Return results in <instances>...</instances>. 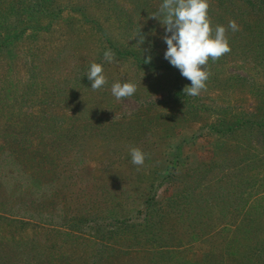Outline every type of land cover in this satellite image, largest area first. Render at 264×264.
I'll return each mask as SVG.
<instances>
[{"label":"rangeland","instance_id":"rangeland-1","mask_svg":"<svg viewBox=\"0 0 264 264\" xmlns=\"http://www.w3.org/2000/svg\"><path fill=\"white\" fill-rule=\"evenodd\" d=\"M49 1L51 12L27 0H0L1 19L9 21L0 39H13L0 50V264H250L262 255L255 243L264 241V222L253 201L256 215L245 218L256 225L206 233L218 221L219 197L252 192V184L241 185L242 171L254 174L251 169L264 161V133L245 125L220 143L210 133L220 120L226 126L263 124L257 100L264 94V8L252 0H208L213 35L224 26L230 51L209 58L204 89L197 96L179 94L192 103L175 106L179 117L192 105L210 108L211 115L128 140L140 128L129 124L140 111L157 124L165 123L160 115H172L160 103L177 82L170 75L147 76L136 60L113 55L105 61L98 27L110 39L107 46L122 51H136L141 33L152 63L169 64L161 58L164 27L151 15L161 1L151 0L149 12L127 29L117 23L123 17L105 9L110 0ZM115 1L120 17L132 16L130 1ZM29 10L37 24L27 21ZM230 21L237 31L228 28ZM35 26L48 30L18 35ZM92 63L103 65L107 80L95 91L87 79ZM116 82L133 83L136 92L117 100L111 93ZM134 147L145 154L142 166L131 162ZM225 150H237L228 153L230 163ZM234 162L248 168L239 171ZM189 185L200 197L185 199Z\"/></svg>","mask_w":264,"mask_h":264},{"label":"trees","instance_id":"trees-1","mask_svg":"<svg viewBox=\"0 0 264 264\" xmlns=\"http://www.w3.org/2000/svg\"><path fill=\"white\" fill-rule=\"evenodd\" d=\"M27 1H31V3H34V5L36 7H42V10H43L44 5H46L47 8L49 9V12H51V9H50L51 5H50V1L48 3V0H27ZM37 1L38 2L41 1L42 3L39 4ZM99 1H101V0H99ZM124 1H127V0H124ZM128 1H130L132 6L134 7V10H133L134 12H132V16L130 15L131 17L129 15H126V13H124V15L120 17V14L118 11L122 9L121 4L117 3V1H115V0H110V7H105V9L111 11V13H115L117 18L123 17V19H120L117 23L123 21V23H124L123 26H125V29H127L130 25H132V26L138 25L139 23L137 22V19H142L143 13L149 12V9H151L150 8L151 7V5H150L151 0H128ZM160 1L162 4L163 0H160ZM252 1H254V7L255 8H257V7L259 9L264 8V0H252ZM104 2H107V1H104ZM111 3L113 4L112 7H111ZM159 8L160 7H156L155 9H153L151 15L158 12ZM33 12H34V10L27 11L26 15L28 17H26V18H27V21L29 23L36 21V24H37L39 17H36L34 19H30V16L33 14ZM39 12H41V10L37 11V13H39ZM121 12H123V11H121ZM62 13L63 12H61V13L58 12L57 14H58V16H60V14H62ZM136 14L139 15V16H137V18H135ZM17 18L18 17H16V19ZM53 18L54 19H52V20H55L56 16H53ZM133 20H135V21H133ZM8 22L9 21L1 19V14H0V30L4 29L5 25ZM86 23L93 24V21L87 20ZM13 24H16L17 26H18V24L21 25V23H13ZM50 26L52 27L51 23H49V27ZM101 27H98V30L101 34L100 41H102V42L104 41L106 44V46L104 45L102 47V49L104 51L109 49V50H112V53L118 58H121V59L123 58L124 60H130V59L136 60L140 67L142 65L144 70L148 71L147 73H145V74H147V76H149L148 74H152L155 72L158 74V76H164V75L173 76V78H175V81L177 82V85L175 86V88L173 90H171V91L166 90L170 94V96L167 98L166 102L160 103V106L162 107V109L167 110L168 112L170 111V113L172 112V115H163V114L160 115L159 117H157V119L158 120H165V123L157 124L156 117H153L152 115H150L146 110L140 111L137 115H133V117L136 119L135 122H134L133 118H131V120L129 121V124H131V125H135V124L140 123V128H139V130L137 129L134 132V134H136V136L131 137L132 139L127 138L128 140H134L137 136L147 137L149 134L152 133L153 130H155V129L158 130V128L160 126H162L164 124H170L169 128L168 127L167 128H161L165 133H167L168 129L175 128L176 126H179V120L180 119H185V120L193 119L196 121H200V120H202V118L204 116H207L209 114L211 115V111H210L211 109L210 108L206 109V107H203L200 110L199 108L192 105V106H187L186 110L182 109V111H181L182 117H179L180 116L179 111H177V109H176L177 106H175V105H187L188 103H192L190 100H188V98L179 96V94L182 93V95L184 94L185 96L188 97V95H186L184 93V88L186 86L190 85V81L187 80L186 78H184L180 74V71L177 68L171 66L170 64L161 65L160 63H156V65H154V63H152V61L150 63H146L145 60L147 59V57H145V56H150V54H148V51L145 54H144V51H142L143 48L146 49V47H147L146 43H144L141 46L139 44V46L136 47V49H135L136 51L117 50L112 44L107 46V44L110 43V39L105 35L104 27L103 28H101ZM29 30H31V34H34V33L36 34V33L40 32L39 30H43L42 32H45L48 29L46 30V27H42V26H35V27H28V28L26 27V28H22L18 35H21V33L25 35L26 33H28ZM103 35L106 36L105 40H104ZM16 37H17V35H16ZM12 40H13L12 37H9V36H7L3 39H0V50L4 49L8 45H10V43H11L10 41H12ZM161 58H164V55H161ZM152 59H154V58H152ZM211 66L212 65H208V68L210 69ZM147 79H148V77H147ZM211 81L213 82L212 78H211ZM209 83H211V82H209ZM221 84L224 88H227L229 86V80L228 79L224 80V81H222ZM176 88L178 89V93H177ZM258 96H259L260 100L258 99L257 102L259 104H263V106H264V94L261 93V94H258ZM263 115H264V110H263ZM263 115H262V117H264ZM183 116H186V117H183ZM199 116H202V117L199 119ZM262 122H263V124L256 123L255 121H251L250 123L244 122V123H236L233 125L226 126L223 123V121L221 122V120H220L219 122H215L210 126V133L213 135V140H215L217 143H220V142L224 141L225 139H227L228 137H230V135H234L235 133H237L240 129L241 130L244 129L245 125H246L245 128H249L252 131H256L257 133L262 134V133H264V119L262 120ZM224 126H226V128H224ZM142 139L143 138H141V141H142ZM220 146H225V145L222 143V144H220ZM215 151H216V147H215ZM225 151H226L225 152V158L227 157V159H229L231 156H233V155H228V153L237 152V150H235V152H231L228 150H225ZM165 160H168V159L165 158ZM233 160H235V159H233ZM229 163H230V159H229ZM246 164H247V162H243V163L234 162L233 165L235 166L234 168H237L238 170L240 169L239 171H242V170L248 168L247 167L248 165L246 166ZM255 165L256 166L253 167L254 169H251V171H253L254 174H251L249 169H246V171H242V178H243L242 182H244V183L241 185L243 186V185H246L247 183L249 185L252 184L251 186L253 188V191L252 192L249 191V193H248L246 191V188H245V190H244L245 194H243L241 196L237 195L235 192L232 194L221 195L219 198H221L223 205H221V207H218V208L216 207L218 209V212H217V216L219 217L218 221H215L216 226L212 227V229H210L208 231V233H206V234H214V233L221 234L227 228L228 229L229 228H235V231L239 232L240 228L242 226H244L245 224H246L245 225L246 227H249V225H251V226L256 225V223H254L255 220L254 221L246 220L247 218H245V216H247V217L249 216V218H250V217H255V215H256L251 208L252 201H253L254 205H257L259 207L258 209L260 211V218H261L259 220V222L260 221L264 222V189L263 190L258 189V188H260L261 184H264V175L260 177V171H264V161L259 160V162ZM226 167H227V165H224L223 169L225 170ZM237 171L235 173L236 175H237ZM245 172H248V173H245ZM243 173L246 175L243 176ZM174 174H175V170H171L169 172V177H173ZM249 185H248V187H249ZM189 188H190V191H189L190 194L187 195L185 197V199H188V197H191V196L200 197V195H197L196 187L189 185ZM238 190L241 191V188H239ZM227 199L229 201H226ZM231 199L233 201H231ZM244 199H245V201H243ZM147 203L149 204V203H151V201L147 200L145 202V204H147ZM234 204L235 205L239 204V206L236 207V206H234ZM214 208H215V206L213 205L212 206L213 211H214ZM247 208H248V210L245 211V209H247ZM254 210H255V208H254ZM248 211H249V213H248ZM239 215H243V218L239 219V217H238ZM263 228L264 227H262L260 229L263 230ZM226 233H227V231H226ZM244 236H245V234H244ZM214 237H215V235H213V238ZM198 238H202V235ZM255 245L259 246L261 252L263 251V254L260 256L258 255L255 260L250 262V264H258V262L263 263L264 262V241L259 242V243L256 242ZM258 252H259V254L261 253L260 251H258Z\"/></svg>","mask_w":264,"mask_h":264},{"label":"clouds","instance_id":"clouds-1","mask_svg":"<svg viewBox=\"0 0 264 264\" xmlns=\"http://www.w3.org/2000/svg\"><path fill=\"white\" fill-rule=\"evenodd\" d=\"M152 17L158 19L164 27L165 34L161 38L167 46L164 59L191 82L190 86L184 88V93L189 96L199 95L208 78L205 66L209 58L216 60L230 51L226 28L217 25L213 35L208 0H163L159 11ZM228 28L237 31L238 25L230 21ZM138 37L141 46L146 38L141 33ZM143 51L145 54L147 49ZM113 55L111 50H106L104 60L112 62ZM151 59L148 56L146 63H150ZM87 79L91 82L92 90L101 89L107 83L103 65L92 63ZM135 92L136 85L133 83L116 82L111 87V93L117 100L130 97ZM130 155L133 165L144 164L145 154L140 149L132 148Z\"/></svg>","mask_w":264,"mask_h":264}]
</instances>
